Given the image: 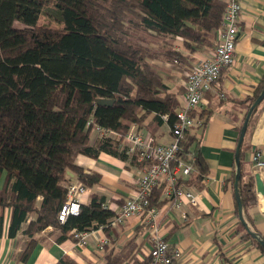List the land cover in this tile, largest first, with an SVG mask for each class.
Segmentation results:
<instances>
[{"label":"trees","instance_id":"obj_1","mask_svg":"<svg viewBox=\"0 0 264 264\" xmlns=\"http://www.w3.org/2000/svg\"><path fill=\"white\" fill-rule=\"evenodd\" d=\"M226 6L227 0H0V210L3 222L4 210L11 208L9 237L23 234L19 262H27L39 244L76 241L75 230L109 231L117 212L106 208L105 196L97 192L77 215L65 222L58 219L74 179L92 188L101 180L77 159L107 152L148 167L119 148V140L149 117L147 127L154 137L165 122L174 125L181 91L164 82L159 62L177 61L188 70L195 65L198 60L193 62L190 55L215 46ZM263 86L264 78L245 100L247 111ZM99 98L114 102L98 104ZM256 112L242 145L239 183L243 216L254 232L249 214L257 202L254 177L242 164ZM194 114L204 119L198 128L204 130L209 111ZM97 125L111 129L119 140L97 134L92 141ZM200 142L196 129H189L178 152L193 167L185 184L199 188L208 173ZM235 173L234 167L233 183ZM158 189L151 197L154 205H159ZM237 230L264 252L241 220ZM138 247L128 241L120 250L111 248L104 264H151L150 256L136 259ZM55 264L79 263L64 255Z\"/></svg>","mask_w":264,"mask_h":264},{"label":"crops","instance_id":"obj_2","mask_svg":"<svg viewBox=\"0 0 264 264\" xmlns=\"http://www.w3.org/2000/svg\"><path fill=\"white\" fill-rule=\"evenodd\" d=\"M240 2L241 31L235 60L222 72L220 85L206 94L208 103L202 108L209 111L206 128L202 131L195 128L196 137L201 141V153L208 165V173L201 188L196 184H185L184 180L192 174L183 179L184 185L199 193L200 197L194 205L185 203L178 209L167 195L168 182L164 179L155 194L159 205L153 201L160 209L157 220L160 234L172 248L181 250L182 255L177 264H264V252L250 239L242 238L237 230L240 218L234 183L230 180L235 167V151L240 133L238 127L247 113L245 100L254 95L264 78V0ZM210 48L212 47H202V50L191 54L193 62L205 57ZM159 65L164 82L171 89L181 91L179 98L182 103L188 69L177 63L159 62ZM222 93L225 94L224 98L220 96ZM257 114L260 116L257 117ZM150 120L149 117L145 125L138 126V129L145 133L151 132L147 127ZM251 124L253 131L248 148L244 151L242 164L246 172H253V147H264V105L259 107ZM163 126L170 133V137L163 143H170L173 137L169 124L165 122ZM97 134L94 130L92 141ZM77 162L85 171L101 175L99 184L90 187V191L83 196L82 203H88L92 193L97 192L105 196L106 203L116 212L120 210L124 200L136 191V179L144 169L107 152H101L97 158L82 155ZM261 172L264 177V170ZM255 195L257 202L249 208V214L253 228L263 235L264 196L256 188ZM11 212L9 207L4 210L2 222L0 210V264H55L64 255L72 257L79 264H104L105 255L111 248L120 250L128 241L139 246L137 260L141 261L149 254L152 228L144 217H134L110 227L109 231L104 228L89 230L87 244L83 247L72 238L63 242L51 240L39 244L27 262H19L16 254L23 248L24 238L21 232L16 238L9 237ZM183 215L186 216L185 219L182 218ZM51 231L52 228L47 229L48 233ZM101 236L108 237V244L102 251L97 249V241Z\"/></svg>","mask_w":264,"mask_h":264},{"label":"built area","instance_id":"obj_3","mask_svg":"<svg viewBox=\"0 0 264 264\" xmlns=\"http://www.w3.org/2000/svg\"><path fill=\"white\" fill-rule=\"evenodd\" d=\"M240 16V0H227L223 20L217 30L215 46L208 49L206 56L199 59L187 71L178 119L173 126H169L173 137L172 142H157L153 134L144 133L136 124L130 127L121 140L111 129L95 126V131L100 137L119 140V148H124L128 154H134L139 161H146L149 164L136 179V191L124 200L120 210L111 219L110 225L112 227L126 219L144 217L152 228L148 254L151 264H177V260L182 255L179 248H172L160 234L157 224L160 209L152 204L151 197L154 188L164 179L168 182L167 195L173 201L174 207L179 209L185 203L194 205L200 197L199 193L187 188L183 183V179L192 174L193 167L178 157V152L185 132L203 126L204 119L194 112L204 108L208 103L206 94L220 85L222 72L235 60L236 45L241 31ZM220 96L224 98L225 94L222 93ZM164 118L166 119L167 115H164ZM192 157L194 159L193 155ZM251 163L252 174L264 170V147L253 150ZM89 191L90 187L81 181H74L68 185L67 198L58 215L60 222H65L70 215L79 213L83 196ZM105 207H109L108 203ZM182 218L185 219L186 216L183 215ZM88 235L89 231H74L76 243L82 247L87 244ZM107 244L108 237L101 236L97 241V249L102 251Z\"/></svg>","mask_w":264,"mask_h":264},{"label":"water","instance_id":"obj_4","mask_svg":"<svg viewBox=\"0 0 264 264\" xmlns=\"http://www.w3.org/2000/svg\"><path fill=\"white\" fill-rule=\"evenodd\" d=\"M112 102H114L113 99L99 98L97 100L98 104L112 103ZM261 105H264V86H263L260 94L256 98V100L248 108V111H247L246 116H245L244 121H243V125H242L240 133H239V139H238L237 146H236V151H235L236 173H235L234 189H235V195H236V200H237L238 212H239L240 220L246 225L248 232L254 238H256L259 241V243L264 247V238H263V236L261 234H259L258 232L252 231L250 229L248 223L244 219V216H243V203H242V200H241V195H240V190H239V183H240V179L242 177V174H241V150H242L243 141H244V138H245V135H246V132H247V129H248L252 114L254 113V111L258 110ZM263 145H264V141H263ZM253 149H256V146H254ZM69 174L72 175L71 172H69ZM253 177H254V183H255L256 191L259 194L264 196V177H263V173L262 172H257L255 174H253Z\"/></svg>","mask_w":264,"mask_h":264},{"label":"rangeland","instance_id":"obj_5","mask_svg":"<svg viewBox=\"0 0 264 264\" xmlns=\"http://www.w3.org/2000/svg\"><path fill=\"white\" fill-rule=\"evenodd\" d=\"M46 11L48 12L49 9H46ZM17 25H20L19 22H16ZM262 107V105H261ZM263 108L260 109V112H262ZM260 115L257 114V117H259ZM258 119V118H257ZM157 133H155V138L157 140V142L163 143L165 140H167L170 137V133L169 130L167 129V127L162 126L160 127L157 131ZM145 133V132H144ZM147 133V132H146ZM164 133V134H163Z\"/></svg>","mask_w":264,"mask_h":264}]
</instances>
